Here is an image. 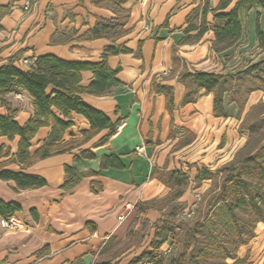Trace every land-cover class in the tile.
<instances>
[{
  "label": "crops",
  "instance_id": "crops-1",
  "mask_svg": "<svg viewBox=\"0 0 264 264\" xmlns=\"http://www.w3.org/2000/svg\"><path fill=\"white\" fill-rule=\"evenodd\" d=\"M220 0H209L214 8ZM236 0H232L229 7ZM29 2V3H28ZM203 0H0L7 12L0 16V64L11 57L14 64L27 69L32 56L51 53L67 61H99L105 46L126 47L107 57L108 65L119 68L115 80H109L106 91L99 95L82 93L85 103L101 110L116 122L111 135L100 139L108 128L99 130L83 142L73 143L69 150L36 158L23 165L0 157V170L35 174L46 180L41 187L19 188L13 180L0 179V202L17 204L6 211L0 203V217L16 213L26 229L6 231L0 226V264H67L80 259L93 264L102 245L110 240L122 241L140 219L152 224L172 202L159 210L148 208L137 214L136 203L164 197L170 188L162 178L165 171H179L188 176L189 184L177 199L184 201L192 187L202 192L217 177V168L232 160L245 143L239 131L240 109L224 95L226 117L212 114L213 93L198 91L193 101L182 103L186 85L179 73L188 71L223 72V56L234 52L232 59L247 47L246 39L256 43L254 32L258 13L264 31V10L258 5L239 10L242 36L236 46L215 52L211 48L213 31L208 29L197 41L179 43L188 26L186 17L202 5ZM228 7V8H229ZM212 21L211 11L204 15ZM117 22L109 36L86 37L99 21ZM198 22L197 18L192 19ZM246 26L244 28L243 21ZM196 30L186 34L193 35ZM23 61H26L23 63ZM92 72L81 71L80 84L86 86ZM155 84L172 91V107L166 106L164 93ZM261 90L252 91L249 106L259 98ZM0 113L13 111L15 120L23 124L33 113L32 99L26 92L5 94ZM72 125L60 141L82 137L89 129L88 120L71 112ZM50 132L42 126L30 140L32 154ZM18 136L0 135V145L13 154ZM82 149L93 158L73 156ZM139 149L140 151H137ZM117 155L124 168H101L100 156ZM83 173L72 187L62 189L64 166ZM205 169L213 177L203 179L194 188L197 171ZM176 200V201H177ZM121 216V218H119Z\"/></svg>",
  "mask_w": 264,
  "mask_h": 264
},
{
  "label": "trees",
  "instance_id": "trees-1",
  "mask_svg": "<svg viewBox=\"0 0 264 264\" xmlns=\"http://www.w3.org/2000/svg\"><path fill=\"white\" fill-rule=\"evenodd\" d=\"M231 1L220 0L214 8H210L209 0H203L202 5L186 17L188 26L185 32L196 30L195 34L185 33L179 43L197 41L209 27L213 31L211 42L213 51L219 52L236 46L243 32L239 10L251 5H258L264 10V0H236L229 7ZM208 10L212 13V21L207 25L204 15ZM6 12L7 7H0V16ZM193 18H197L198 22L193 21ZM118 25L115 21L99 20L88 31L86 37L109 36L106 29ZM254 32L258 47L264 50V31L260 28L258 13ZM128 51L129 49L123 46L108 45L103 48L101 58L96 62L67 61L47 53L32 56L27 69L16 66L14 57L0 64V102L5 104L4 97L7 93L24 91L32 99L33 105V113L23 124L15 120L13 111L0 113V135H5L9 139L18 136L16 152L10 154L8 148L4 149V146L0 145V157L9 155V161L28 165L36 158L69 150L73 147V143L83 142L99 130L108 128V132L99 142L106 141L113 132L116 122H112L101 110L85 103L81 94L104 93L107 82L115 80L119 69H113L108 65V55ZM84 70L92 72V80L86 86L80 84L81 71ZM179 79L186 85L182 103L193 101L198 91L203 89L206 93H213L212 114L226 117L227 113L223 106L225 94L229 102L235 103L242 109L252 91L264 89V54L258 61L241 70L234 72L182 70ZM153 88L164 93L166 106L170 110L173 101L171 88L159 84H155ZM253 108L254 105L247 113ZM72 111L88 120L89 129L82 131L81 138L69 139L60 144L58 141L61 140L64 131L72 125ZM243 121L244 119L238 125V129L251 133L255 124H244ZM47 125L50 126L47 138L30 154V140L40 127ZM244 144L236 151L232 160L217 168L219 185L205 201L203 221L200 217L190 221H175L173 216L178 208L171 205L169 211L163 212L161 218L152 224H148L147 219L141 218L139 226L134 230L130 229L124 240L117 242L110 240L102 245L93 264H119V256L130 246L138 247L143 236L150 230L152 234L148 243L149 249H141L124 264H250L247 254L239 258L235 253L238 246L247 243L253 237L256 225L260 222L264 223V142L251 151H244L246 146ZM80 157L93 158L95 154L88 149H82L78 155L73 156V160L76 161ZM99 167L101 169L125 166L117 155L103 154L100 156ZM64 173L62 189L74 186L84 175L70 165L64 166ZM212 177L210 172L201 169L197 171L192 186L199 187L203 179ZM0 179L13 180L19 188L46 185L43 177L21 171L0 170ZM162 181L170 188L167 195L155 200L137 202V214L143 213L148 208L162 210L176 201L189 184L188 176L179 171H165ZM1 204L6 211L16 210L19 207L17 204ZM196 208L190 216L182 217H192ZM222 222L232 229L231 233L226 230L224 232L211 230L207 238L199 237L198 234L204 224L212 226L213 223ZM164 243H168L173 248L167 256L161 251ZM228 257L233 259L231 263L226 261ZM67 264H82V262L77 259Z\"/></svg>",
  "mask_w": 264,
  "mask_h": 264
},
{
  "label": "rangeland",
  "instance_id": "rangeland-1",
  "mask_svg": "<svg viewBox=\"0 0 264 264\" xmlns=\"http://www.w3.org/2000/svg\"><path fill=\"white\" fill-rule=\"evenodd\" d=\"M243 25L245 28L246 26L245 20L243 21ZM242 43H248V45L247 47H245L238 53V57H236L235 59H232L234 52L223 56V59L225 61L223 64V67L221 68L223 72H234L237 70L244 69L251 63L258 61L264 54V50L258 47L257 41L255 43L250 40L248 41L246 39ZM258 90H261L264 92V89H258ZM252 105H254V108L247 113V111ZM240 117H241L240 122L244 119L243 121L244 124H250V125L255 124L251 133H248L246 130H243L244 134L246 135V142H245L246 146H245L244 151L254 150L256 147L260 146L264 142V93H260V96L259 98H257L255 103L249 106H246V102H245L243 108L240 109ZM242 147L243 145L240 147V149ZM218 185H219V177L217 176L213 178L210 186L206 188L205 191H202V192L197 191V193L199 194V198L198 197L196 198L194 194L195 192L192 191L194 189L190 187L191 190L189 191V194L186 200L184 201L177 200L174 202L175 206H177L178 208V211L173 216V219L175 221H179V220L190 221L196 217H200L201 220L203 221L204 220L203 211L205 208L204 207L205 201L208 198L209 194L215 188H217ZM192 204H195L194 208L197 207L195 213L190 218H183L182 216H185V215L181 213L182 212L181 209L183 208L182 210L184 211L187 207L191 206ZM169 208L170 207H167L165 209V212H168ZM159 218H161V215ZM211 230H221L223 232L226 230L228 231V233L229 232L231 233L232 231V229L229 228V226L223 222L218 223V224L213 223L212 226L210 225L206 226L204 224L198 235L200 238L205 239L207 238ZM151 234H152L151 230L149 232H146V234L141 239L140 245L138 247L130 246L128 249H126L119 256V264L126 263L133 255L138 254L141 249L143 248L149 249L148 243H149ZM172 249H173L172 246H170L168 243H164L161 246V251L164 256H167ZM235 254L239 258L247 254V260L249 261L250 264H264V223L260 222L256 225L253 237H251L247 243L241 244L240 246H238ZM226 261L228 263H231L233 259L228 257Z\"/></svg>",
  "mask_w": 264,
  "mask_h": 264
},
{
  "label": "built area",
  "instance_id": "built-area-1",
  "mask_svg": "<svg viewBox=\"0 0 264 264\" xmlns=\"http://www.w3.org/2000/svg\"><path fill=\"white\" fill-rule=\"evenodd\" d=\"M25 62L26 61H23V63ZM137 151H140V150L137 149ZM194 194L196 198L197 197L199 198V194L197 192H195ZM194 206L195 204H192L191 206L187 207L184 211H182L183 215L190 216L193 213ZM119 218H121V216ZM0 226L6 231H16L19 229L27 228L24 221L16 213H9V214H6L0 217Z\"/></svg>",
  "mask_w": 264,
  "mask_h": 264
}]
</instances>
